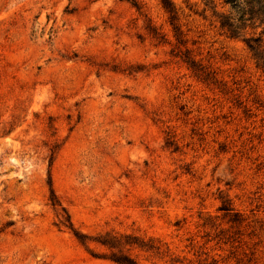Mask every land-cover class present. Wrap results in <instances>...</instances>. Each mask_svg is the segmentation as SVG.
I'll return each mask as SVG.
<instances>
[{
	"label": "rangeland",
	"instance_id": "1",
	"mask_svg": "<svg viewBox=\"0 0 264 264\" xmlns=\"http://www.w3.org/2000/svg\"><path fill=\"white\" fill-rule=\"evenodd\" d=\"M211 1L176 40L159 0H0V264H264V74Z\"/></svg>",
	"mask_w": 264,
	"mask_h": 264
},
{
	"label": "trees",
	"instance_id": "2",
	"mask_svg": "<svg viewBox=\"0 0 264 264\" xmlns=\"http://www.w3.org/2000/svg\"><path fill=\"white\" fill-rule=\"evenodd\" d=\"M222 7L226 10L216 13L215 18L218 24V28L228 38L236 39L241 38L245 44L247 50L251 53L252 58L255 61L256 67L264 74V43L262 42V36H264V0H218ZM163 10L168 15L169 25L172 27L176 40H179L181 34L175 25V12L171 7L168 0H159ZM209 3H212L209 0ZM259 30L257 35L248 34V30ZM154 35H157L153 31ZM179 43V41H178ZM187 55L188 53L185 52ZM185 63L195 74L198 79L203 80L205 78V71L200 64H197L194 60H191L188 55L185 56ZM52 201V200H50ZM52 205L54 202L52 201ZM226 210V209H221ZM58 224L62 227L71 230V225L66 217L61 216ZM73 232V230H72ZM74 237L80 244H84L85 237L73 232ZM120 238L115 236H105L102 239L95 240L96 243L106 246L110 249H118L120 245ZM111 261L117 264H135L130 257L121 253L118 250L116 253H112L109 258Z\"/></svg>",
	"mask_w": 264,
	"mask_h": 264
}]
</instances>
